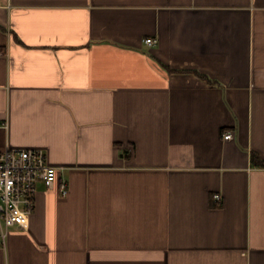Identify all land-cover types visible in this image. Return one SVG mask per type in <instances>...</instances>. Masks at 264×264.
Wrapping results in <instances>:
<instances>
[{
  "label": "crops",
  "instance_id": "0c3cea01",
  "mask_svg": "<svg viewBox=\"0 0 264 264\" xmlns=\"http://www.w3.org/2000/svg\"><path fill=\"white\" fill-rule=\"evenodd\" d=\"M6 146L56 176L0 264H264V0H0Z\"/></svg>",
  "mask_w": 264,
  "mask_h": 264
},
{
  "label": "built area",
  "instance_id": "2783aa9c",
  "mask_svg": "<svg viewBox=\"0 0 264 264\" xmlns=\"http://www.w3.org/2000/svg\"><path fill=\"white\" fill-rule=\"evenodd\" d=\"M146 45H153L155 37L143 38ZM232 136L230 131L223 133L224 138ZM56 167L46 160L45 152L40 147L6 146L0 150V235L4 239L6 228L16 226L26 229L29 216L34 208L37 184L46 188L54 186ZM59 190L66 191V184L61 181ZM217 200L218 194H213Z\"/></svg>",
  "mask_w": 264,
  "mask_h": 264
}]
</instances>
